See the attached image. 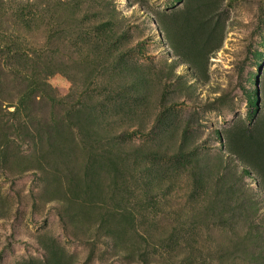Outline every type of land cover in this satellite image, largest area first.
Listing matches in <instances>:
<instances>
[{
    "label": "rangeland",
    "instance_id": "obj_1",
    "mask_svg": "<svg viewBox=\"0 0 264 264\" xmlns=\"http://www.w3.org/2000/svg\"><path fill=\"white\" fill-rule=\"evenodd\" d=\"M45 8L0 0V264H258L264 0Z\"/></svg>",
    "mask_w": 264,
    "mask_h": 264
},
{
    "label": "trees",
    "instance_id": "obj_2",
    "mask_svg": "<svg viewBox=\"0 0 264 264\" xmlns=\"http://www.w3.org/2000/svg\"><path fill=\"white\" fill-rule=\"evenodd\" d=\"M41 6H45V10L48 11L49 7L55 3H64L66 0H39ZM41 16L43 14L41 13ZM261 240V235L257 234L256 236L252 235V232L249 236L244 238L245 244V258L249 259V263L255 262L258 264H264V244Z\"/></svg>",
    "mask_w": 264,
    "mask_h": 264
}]
</instances>
